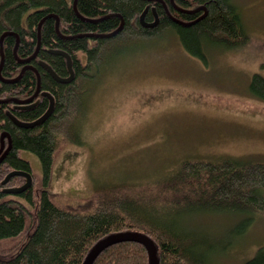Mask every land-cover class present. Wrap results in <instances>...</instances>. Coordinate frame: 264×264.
Masks as SVG:
<instances>
[{"label": "trees", "instance_id": "obj_1", "mask_svg": "<svg viewBox=\"0 0 264 264\" xmlns=\"http://www.w3.org/2000/svg\"><path fill=\"white\" fill-rule=\"evenodd\" d=\"M144 11L143 22L156 18V26L141 24ZM169 30L189 55L204 64L208 43L236 49L249 42L231 0H0V37L6 33L0 53V138L7 136L5 149L10 142L0 161V242L8 243L0 251V264H148L146 249L135 242L111 245L86 262L98 241L123 232L147 235L155 245L158 264H210L214 248L225 245L198 239L162 215L180 207L264 214V164L228 158L185 160L172 175L145 190L125 183L98 187L82 210L54 202L49 191L54 156L62 145L84 144L80 130L88 88L101 69L131 45ZM55 51L70 58L73 78L68 83L56 81L43 66L59 78L69 76L66 59ZM37 87L33 107H14ZM249 91L264 102L261 75L253 74ZM42 93L52 97L50 115L34 127L15 125L8 113L30 123L46 112L49 98ZM24 151L38 158L40 175L33 174L21 157ZM12 171L30 173L32 185L17 194L4 192V187L24 183L22 177L13 176L2 185ZM248 224L241 221L237 234ZM244 264H264V247Z\"/></svg>", "mask_w": 264, "mask_h": 264}, {"label": "rangeland", "instance_id": "obj_2", "mask_svg": "<svg viewBox=\"0 0 264 264\" xmlns=\"http://www.w3.org/2000/svg\"><path fill=\"white\" fill-rule=\"evenodd\" d=\"M231 3L249 36L246 45L226 49L208 43L204 64L169 30L131 45L101 69L84 101V144L62 145L55 153L49 187L54 202L77 210L87 207L98 187L125 183L149 189L185 160L264 164V102L249 91L253 74L264 78V0ZM21 157L40 175L35 155L24 151ZM169 211L164 219L198 239L225 245L214 248L210 264H244L264 247V214ZM244 220L249 224L237 234ZM7 244L0 242V251Z\"/></svg>", "mask_w": 264, "mask_h": 264}, {"label": "water", "instance_id": "obj_3", "mask_svg": "<svg viewBox=\"0 0 264 264\" xmlns=\"http://www.w3.org/2000/svg\"><path fill=\"white\" fill-rule=\"evenodd\" d=\"M73 8L75 10V2L73 3ZM145 12L146 11H144L141 14V16H140L141 24L144 27H148V28H152V27L156 26V24H157V19L156 18H155V21H153L152 23H144L143 22V16H144ZM57 26H58V20L56 21V29H57ZM39 28H40V25L38 26V31H39ZM114 33H112V34H114ZM5 35H6V33L3 34L0 37V53L2 52L1 51V45H2L3 37ZM37 50H38V47L36 48V51L31 56V58L35 56ZM54 53L58 54V55H61V56H63L66 59L67 69L69 71V76L67 78H59V77H57L54 74V72L51 70V68L49 66L43 65L44 68L51 74V76L56 81L61 82V83L70 82L72 80V78H73V72H72V69H71V62H70L69 56L66 53L62 52V51H55ZM29 60L30 59H27V60H25V62H28ZM1 63H2V60L0 62V68H1ZM38 94H39V87H37L35 93L29 99L24 100V101H18L17 103L19 105H22V106H20L21 109L31 108L37 103V101H35V102H32V101L38 96ZM42 95L43 96H47L49 98V107L46 110V112L39 119H37L36 121L30 122V123H23V122H20V121L16 120L13 117H10L15 125L20 126V127H25V128L34 127V126L39 125L40 123H42L50 115V113L52 112V109H53L52 97L50 95H48L47 93H42ZM5 137H7V136L5 134H2V136H1V147H0V155H1L0 161L6 155L8 150L10 149V142H9L8 138H7L8 139L7 140L8 141V147L5 149V145H4V138ZM13 176H20V177L25 179V182L20 187L10 188V189L4 190V192H6V193L17 194V193H20V192L24 191L25 189L29 188L32 185L31 174L27 173V172H22V171H12V172H10L5 177V179L2 181V184H6L9 181V179L12 178ZM120 242H135V243L141 244L147 251L148 264H158V260H157V257H156V249H155V245H154L153 241L148 236H146V235H144L142 233H139V232L117 233V234H112V235H109V236L101 239L89 251V253H88L87 257H86V262L89 263L90 261H92L105 248H107V247H109L111 245L120 243Z\"/></svg>", "mask_w": 264, "mask_h": 264}, {"label": "bare ground", "instance_id": "obj_4", "mask_svg": "<svg viewBox=\"0 0 264 264\" xmlns=\"http://www.w3.org/2000/svg\"><path fill=\"white\" fill-rule=\"evenodd\" d=\"M16 108H17V107H16ZM8 116H9V118H10V117H13L12 115H10V113H8ZM13 118H14V117H13ZM10 119H11V118H10ZM1 136H2V135H1ZM5 138H6V137H5ZM5 138H4V139H5ZM8 151H9V150H8ZM0 157H1V155H0ZM4 179H5V178H4ZM10 179H11V178H10ZM10 179H9V180H10ZM24 180H25V179H24ZM2 185H5V184H2ZM7 189H10V188H7ZM7 189H3V190H7ZM34 190H35V189H34ZM10 194H12V193H10ZM146 236H147V235H146Z\"/></svg>", "mask_w": 264, "mask_h": 264}, {"label": "flooded vegetation", "instance_id": "obj_5", "mask_svg": "<svg viewBox=\"0 0 264 264\" xmlns=\"http://www.w3.org/2000/svg\"><path fill=\"white\" fill-rule=\"evenodd\" d=\"M36 101H37V100H36ZM32 102H35V101L33 100ZM20 106H22V105H19V104H18V105L14 106V107H15V108L17 107L16 109H21ZM22 110H23V109H22ZM23 179H24V178H23ZM24 181H25V180H24ZM19 187H20V186H19ZM4 188H8V187H4Z\"/></svg>", "mask_w": 264, "mask_h": 264}]
</instances>
